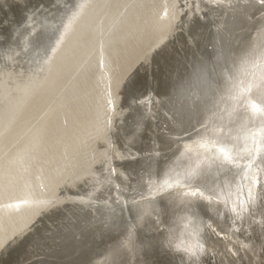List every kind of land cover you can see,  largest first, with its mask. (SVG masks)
Instances as JSON below:
<instances>
[{"label":"bare ground","instance_id":"1","mask_svg":"<svg viewBox=\"0 0 264 264\" xmlns=\"http://www.w3.org/2000/svg\"><path fill=\"white\" fill-rule=\"evenodd\" d=\"M0 119V264H264L261 0H0Z\"/></svg>","mask_w":264,"mask_h":264},{"label":"water","instance_id":"2","mask_svg":"<svg viewBox=\"0 0 264 264\" xmlns=\"http://www.w3.org/2000/svg\"><path fill=\"white\" fill-rule=\"evenodd\" d=\"M211 50V47H205L203 46V58H204V67L208 69V71H205L206 72V77H209L212 78L213 74H217L216 72V69L217 67L213 70L212 68V65H215L216 62L214 59V55H213V52L210 51ZM222 66H225L223 65V63L219 66V67H222ZM218 67V69H219ZM184 78V77H183ZM221 79V77H220ZM220 81V80H219ZM222 81V80H221ZM206 82V81H205ZM207 87H208V84L206 83ZM173 89L175 92H179L181 91L182 87H178L177 83H173ZM208 90H209V93H213V89H209L208 87ZM181 93V92H180ZM215 94V93H214ZM201 111H198L197 112V119L200 118V115H201ZM171 210H169L166 215H165V218L164 220H166V223L169 222V218L171 216ZM170 224V222L168 223ZM125 228V225L122 224V225H119L115 230L111 231L110 236L112 237L113 240H116L117 237L120 235L121 232H123ZM74 239H68V241L65 242V244H63L62 247H59V248H56V252H55V264H85L86 260L89 258L90 254H89V251L90 249L92 248H82L83 250L81 251V255H78L76 257H73V258H70L68 256H66V253L69 252V251H72V243H73ZM156 249V250H155ZM155 251L158 252V249L157 248H154ZM161 254V253H160ZM160 254H158L160 256ZM58 258V259H57ZM140 264H151L150 261L147 259V258H144V262L140 263ZM159 264H169L167 259H160L159 260Z\"/></svg>","mask_w":264,"mask_h":264},{"label":"rangeland","instance_id":"3","mask_svg":"<svg viewBox=\"0 0 264 264\" xmlns=\"http://www.w3.org/2000/svg\"><path fill=\"white\" fill-rule=\"evenodd\" d=\"M238 28H239V26H238ZM238 30V31H237ZM239 30H241V29H236L235 30V32H232V34H231V37L229 38V40L228 39H224V37H223V35H220V38H218V37H213V35H210V37H211V40H217L216 42H215V47H213V46H211L212 47V52H213V55H214V58L216 59L215 60V62H217V56L219 55V51H221V52H225L226 53V56H227V60H226V62L225 63H223V65H225V66H222V68L221 67H219V69H218V67H217V74L215 73V74H213V76H212V78L214 79H212L211 78V81H212V86L211 87H213V86H215L217 83H216V79L218 78V77H221V78H223V76H224V74H225V76H224V78L226 77L227 78V76H228V72H232V70H233V68H232V65H231V63H233V61H234V58H233V56L232 55H234V53H235V47H236V41H235V36H237L238 34V32H239ZM223 37V38H222ZM222 38V39H221ZM232 38H233V40H232ZM224 39V40H223ZM220 40V41H219ZM229 41V42H228ZM235 42V43H234ZM224 43V46H226L225 44H227V46L226 47H224L222 44ZM232 44V45H231ZM220 45V46H219ZM230 45V46H229ZM219 47V48H218ZM221 47H223V48H221ZM217 48V49H216ZM221 48V49H220ZM232 48V49H231ZM219 49V50H218ZM225 50V51H223V50ZM228 49V50H227ZM229 49H230V51H229ZM210 50V51H211ZM233 50V51H232ZM229 51V52H228ZM231 53V54H230ZM218 54V55H217ZM217 55V56H216ZM231 57H232V60H231ZM228 62V63H227ZM230 64V65H229ZM228 66V67H227ZM226 67V68H225ZM222 70V71H221ZM230 70V71H229ZM228 71V72H227ZM230 72V73H231ZM218 76V77H217ZM216 77V78H215ZM225 78V79H226ZM245 110H242V112H244ZM234 133H236L237 135H240V137H239V139L238 140H236V142H241V141H243V134H239V133H237V132H234ZM234 133H232V134H234ZM207 173V172H206ZM212 179H213V177H212ZM264 223H263V226H262V233L260 234V232L259 231H257V230H255L254 229V231H253V233H252V236H253V238L256 240V241H261L262 239H264ZM256 244V243H255Z\"/></svg>","mask_w":264,"mask_h":264},{"label":"clouds","instance_id":"4","mask_svg":"<svg viewBox=\"0 0 264 264\" xmlns=\"http://www.w3.org/2000/svg\"><path fill=\"white\" fill-rule=\"evenodd\" d=\"M181 215L187 217L188 223L185 224V227H187L188 224H192L195 220V217L189 213H182ZM203 248L204 245L200 240V232L197 231L195 227L186 234V237L181 238L175 245V250L183 253L186 258L190 260H198L203 252Z\"/></svg>","mask_w":264,"mask_h":264},{"label":"snow or ice","instance_id":"5","mask_svg":"<svg viewBox=\"0 0 264 264\" xmlns=\"http://www.w3.org/2000/svg\"><path fill=\"white\" fill-rule=\"evenodd\" d=\"M261 3H264V0H261ZM174 6L175 5H173V7ZM226 60H227L226 54L224 52H220V54L217 56L216 64L212 66L213 70L216 67H219L222 63H225ZM205 71H208L207 67L205 68ZM205 81L208 84L209 89H211L212 81H211L210 76L205 77ZM2 126H3V121H2V119H0V128H2ZM3 136H4V131L0 130V140L3 139ZM0 159H2V157H0ZM226 159H229V158L226 156ZM2 179H3V168H2V165H0V180H2ZM50 203H52V202L48 201V200L35 201V204L37 205V207L48 205Z\"/></svg>","mask_w":264,"mask_h":264}]
</instances>
